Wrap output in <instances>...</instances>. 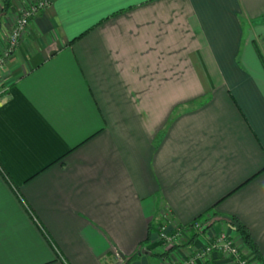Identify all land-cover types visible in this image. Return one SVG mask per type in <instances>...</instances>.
<instances>
[{"label": "crops", "instance_id": "0c3cea01", "mask_svg": "<svg viewBox=\"0 0 264 264\" xmlns=\"http://www.w3.org/2000/svg\"><path fill=\"white\" fill-rule=\"evenodd\" d=\"M45 1L0 69V264H261L264 0ZM162 215L208 228L164 254Z\"/></svg>", "mask_w": 264, "mask_h": 264}, {"label": "built area", "instance_id": "2783aa9c", "mask_svg": "<svg viewBox=\"0 0 264 264\" xmlns=\"http://www.w3.org/2000/svg\"><path fill=\"white\" fill-rule=\"evenodd\" d=\"M3 4V3H2ZM47 2L45 0L25 5L19 14V20L14 22L7 37L6 45L0 51V69L4 66L7 59L12 55L14 49L18 45L22 33L26 29L28 22L38 12H40ZM157 239L167 250L183 238H188L191 232H199L204 227L203 220H194L188 226H177L171 224L166 215H162L161 221L156 225ZM213 250H220L228 254L235 262V264H251L249 258L245 256L240 250L235 247L232 241L225 235H217L210 239L199 251H197L195 258H206ZM193 258H181L172 264H192Z\"/></svg>", "mask_w": 264, "mask_h": 264}, {"label": "trees", "instance_id": "16d2710c", "mask_svg": "<svg viewBox=\"0 0 264 264\" xmlns=\"http://www.w3.org/2000/svg\"><path fill=\"white\" fill-rule=\"evenodd\" d=\"M10 2H11V0H6L0 9V24H1L2 18L7 14L8 10L10 9ZM201 217H202V215L197 217L195 220H201ZM204 221L205 220H203V222ZM231 223H232V225H234L236 231L238 232L239 236L241 237L244 246L249 251L254 253V255H255V257L259 263L264 264V257L258 252L257 247H256L254 241L252 240L250 233H249L248 229L246 228V226L243 225L242 223H240L236 219V217H231ZM207 228H208L207 224L206 225L204 224V227L202 228L201 231L191 232L190 233V235H191L190 239H192L193 237H196L200 233L204 232ZM149 232L151 233V231H149ZM149 235H148L147 239L149 238ZM147 239H145V241H147ZM173 247L165 250L164 254H166L168 251L172 250Z\"/></svg>", "mask_w": 264, "mask_h": 264}, {"label": "rangeland", "instance_id": "374dc122", "mask_svg": "<svg viewBox=\"0 0 264 264\" xmlns=\"http://www.w3.org/2000/svg\"><path fill=\"white\" fill-rule=\"evenodd\" d=\"M6 0H0V4H1V6L4 4V2H5ZM3 3V4H2ZM19 20V16L16 18V21L15 22H17ZM204 224L206 225V224H208V221H204ZM158 241H159V239H157ZM160 242V241H159ZM161 245H162V243H160ZM162 247H164L163 245H162Z\"/></svg>", "mask_w": 264, "mask_h": 264}, {"label": "water", "instance_id": "95a60500", "mask_svg": "<svg viewBox=\"0 0 264 264\" xmlns=\"http://www.w3.org/2000/svg\"><path fill=\"white\" fill-rule=\"evenodd\" d=\"M140 253H143V254H149V251L146 250V249H142V250L140 251Z\"/></svg>", "mask_w": 264, "mask_h": 264}]
</instances>
